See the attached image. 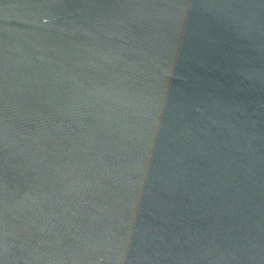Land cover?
<instances>
[{"label": "water", "instance_id": "water-1", "mask_svg": "<svg viewBox=\"0 0 264 264\" xmlns=\"http://www.w3.org/2000/svg\"><path fill=\"white\" fill-rule=\"evenodd\" d=\"M0 264H264V0H0Z\"/></svg>", "mask_w": 264, "mask_h": 264}]
</instances>
